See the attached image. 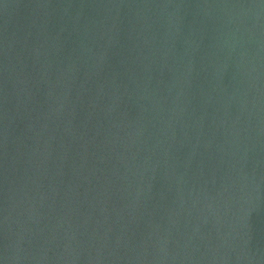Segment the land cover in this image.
Segmentation results:
<instances>
[{
    "label": "water",
    "instance_id": "1",
    "mask_svg": "<svg viewBox=\"0 0 264 264\" xmlns=\"http://www.w3.org/2000/svg\"><path fill=\"white\" fill-rule=\"evenodd\" d=\"M0 264H264V0H0Z\"/></svg>",
    "mask_w": 264,
    "mask_h": 264
}]
</instances>
